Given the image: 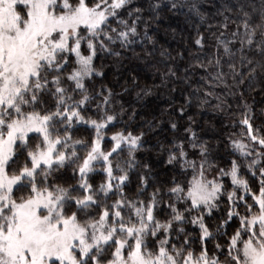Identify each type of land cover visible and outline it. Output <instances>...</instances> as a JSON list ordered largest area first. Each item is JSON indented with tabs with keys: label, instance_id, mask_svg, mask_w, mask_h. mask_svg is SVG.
I'll return each instance as SVG.
<instances>
[{
	"label": "snow or ice",
	"instance_id": "snow-or-ice-1",
	"mask_svg": "<svg viewBox=\"0 0 264 264\" xmlns=\"http://www.w3.org/2000/svg\"><path fill=\"white\" fill-rule=\"evenodd\" d=\"M184 8L203 20L198 0H0V264H264V108L244 100L264 85V13H244L228 36L225 17L215 37L212 79L225 83L226 64L243 89L230 93L239 116L223 152L191 117L152 143L165 127L138 119L131 89L96 84L98 61L133 57L159 86L190 88L188 108L211 95L191 87V65L178 75L174 60H156L153 23ZM151 148L167 179L138 159Z\"/></svg>",
	"mask_w": 264,
	"mask_h": 264
},
{
	"label": "trees",
	"instance_id": "trees-1",
	"mask_svg": "<svg viewBox=\"0 0 264 264\" xmlns=\"http://www.w3.org/2000/svg\"><path fill=\"white\" fill-rule=\"evenodd\" d=\"M198 3L203 20L200 19V16L192 14L188 8L178 12L164 9L160 13L159 20L153 23V31L150 35L156 41V60H174L175 65L171 66H179L181 71L178 75H183V70L191 65L188 73L192 82L191 87L199 88L201 93H211V95L193 97L194 103L191 108H188L185 98L189 95L190 88H186L184 83H177L169 87L159 86L160 81L155 75V70L145 67L143 60L137 61L133 57L125 59L122 65L114 63L112 57L103 60L102 66L98 61L97 70L104 71L106 75L102 81L97 79L96 84L99 87V84L103 83L122 94L124 87L131 89L130 95H125V99L133 101L136 108L143 105L142 115L138 119L150 121L155 117L157 122L162 123L165 127V133L161 137L152 138V143H155L156 139L162 138L164 134L172 135L167 130V125L170 122L179 121L181 126H186L189 117H191L200 138L211 144L213 151H217L216 146L220 145L218 150L223 152L222 137L226 136L228 132L234 131L233 129H224V125L239 116L236 111H228V106L234 110L238 102L230 93L243 89L233 87V81L226 64L223 68L226 73L225 83L212 79L218 70L214 66L208 65V61L214 59L215 37H219L225 31L221 27L225 22V17L229 18L227 21L229 29L225 34L228 36L234 30L233 22L238 23L244 13H248L259 22L261 13H264V0H198ZM209 25L213 26L211 33ZM201 36L204 37L203 47L195 44V40ZM137 51L140 50L137 49ZM161 51L170 53V57H161ZM200 64L208 66L207 72L199 67ZM237 66L239 67V65ZM156 67L159 68L162 65L156 64ZM129 76L136 77L135 83H138L139 87H133V81L128 79ZM257 79L259 80V78ZM173 87L176 91H172ZM261 88H264V85L254 82L245 91L244 96L245 102L252 105L257 111L264 108V91H261ZM142 90L148 91L149 94H142L141 98L137 100L136 93L142 92ZM181 90H183V94ZM216 97H220V99L217 100ZM204 99H207L209 103H200ZM217 104H220L221 107L217 108ZM180 105L185 106L186 114L183 117L177 112ZM182 130L183 128H181ZM81 135L86 136V133L78 134V137ZM149 147V145H145V149ZM162 155L158 149L151 148L150 151H144L143 155L138 157L142 163L147 162L153 165V172L156 173L153 177L154 180H164L171 175L165 170L161 160ZM157 161L160 162L157 163ZM213 163L215 164L217 161H213ZM133 179L135 180V177ZM135 187L134 183L133 189Z\"/></svg>",
	"mask_w": 264,
	"mask_h": 264
}]
</instances>
